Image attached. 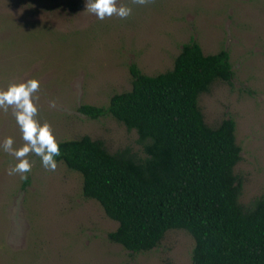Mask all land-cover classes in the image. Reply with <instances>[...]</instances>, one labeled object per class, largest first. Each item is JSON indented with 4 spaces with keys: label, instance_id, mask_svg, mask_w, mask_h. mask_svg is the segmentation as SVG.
I'll use <instances>...</instances> for the list:
<instances>
[{
    "label": "rangeland",
    "instance_id": "rangeland-1",
    "mask_svg": "<svg viewBox=\"0 0 264 264\" xmlns=\"http://www.w3.org/2000/svg\"><path fill=\"white\" fill-rule=\"evenodd\" d=\"M127 19L103 21L86 0H0V89L29 79L40 82L37 119L51 125L57 141L88 135L109 152L128 147L143 157L134 129L112 116L88 118L80 104L103 105L131 87L129 65L145 74L172 67L183 43L196 40L205 54L224 48L231 82L214 81L198 97L204 121L231 117L241 160L239 201L264 195V0H131ZM23 145L12 110H0V264H192L193 238L169 229L161 242L130 252L107 238L116 228L94 199L82 195L81 175L57 162L46 170L30 155L27 183L8 175L15 158L6 137Z\"/></svg>",
    "mask_w": 264,
    "mask_h": 264
},
{
    "label": "trees",
    "instance_id": "trees-1",
    "mask_svg": "<svg viewBox=\"0 0 264 264\" xmlns=\"http://www.w3.org/2000/svg\"><path fill=\"white\" fill-rule=\"evenodd\" d=\"M131 87L106 104H80L88 118L112 116L134 129L143 157L109 152L88 135L57 141L56 157L82 179V195L116 221L107 238L130 252L156 247L169 229L193 238L192 264H264V195L242 204L241 160L233 118L208 125L198 97L234 76L229 52L205 54L191 39L172 67L145 74L129 65ZM24 180V184L27 183Z\"/></svg>",
    "mask_w": 264,
    "mask_h": 264
},
{
    "label": "clouds",
    "instance_id": "clouds-1",
    "mask_svg": "<svg viewBox=\"0 0 264 264\" xmlns=\"http://www.w3.org/2000/svg\"><path fill=\"white\" fill-rule=\"evenodd\" d=\"M133 5L144 6L155 3V0H131ZM86 10L99 20L110 19L113 16L127 19L132 14V8L127 5H117V0H86ZM40 89L37 79H29L19 83H11L6 90L0 89V110L5 113L12 110L15 122L22 134L23 145L14 148V139L6 137L2 143L4 152L12 155L17 163L7 170L8 175H19L21 180L27 179L32 170L28 157H40L42 166L48 171L57 169L56 157L61 155L59 143L53 134L51 125L43 124L37 119Z\"/></svg>",
    "mask_w": 264,
    "mask_h": 264
}]
</instances>
